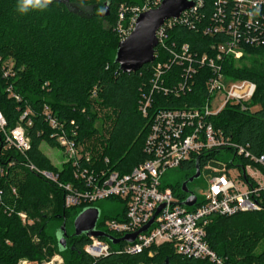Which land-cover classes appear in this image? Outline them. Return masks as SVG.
<instances>
[{
    "label": "trees",
    "instance_id": "1",
    "mask_svg": "<svg viewBox=\"0 0 264 264\" xmlns=\"http://www.w3.org/2000/svg\"><path fill=\"white\" fill-rule=\"evenodd\" d=\"M144 2L52 0L43 10L21 14L18 0H0V112L7 120L8 129L15 128L27 110L33 113L30 117L33 125L27 128L31 149L25 156L5 150L0 133V166H10L9 172L0 178V191L6 204L0 206V264H18L21 260L42 264L56 253L64 258L65 264H214L183 257L170 244L152 246L137 256L118 254L125 244L113 245L107 239L102 240L110 245L109 256L91 258L85 252L90 240L74 236L76 208L66 209L63 192L27 166L31 163L39 171H58L40 150L42 143L57 147L51 138L53 131L43 116L45 106L50 107L68 133L76 130L79 141L92 142L91 156L108 159L112 169L128 172L147 159L143 147L148 120L140 113L138 103L140 91L153 77V68L146 66L137 73L125 74L115 64L120 43L116 28L119 14L123 10L127 20L130 10ZM106 4L110 15L101 18L99 14ZM212 10V0H204L200 14L208 16L203 22ZM170 39L177 46L189 44L200 53L210 41L200 30L181 26L170 33ZM246 50L252 55L250 66L238 67L233 59H227L223 70L231 80L254 83L256 92L247 103V110L228 105L213 123L232 143L248 146L251 154L260 157L264 155V46ZM8 64L11 74L5 77ZM10 87L21 98L20 102L10 97L7 92ZM94 91L96 98H92ZM204 97L203 87L199 85L178 104L187 102L194 106ZM160 100L158 97L157 101ZM226 152L234 154L230 150ZM239 161L243 166L246 164ZM197 162L202 169V157L185 162L178 169L185 175L180 183L171 185L177 196L186 198L182 184L195 174ZM13 188L17 195H13ZM107 202L115 204L116 200ZM21 212L33 221L30 226L22 224L17 215ZM119 218L114 212L109 217ZM57 225H65L70 244L67 248L61 247L57 239L61 229ZM98 226L102 227V223ZM263 240L264 210L232 217L214 216L206 227L208 245L228 264H264V251L255 253Z\"/></svg>",
    "mask_w": 264,
    "mask_h": 264
},
{
    "label": "built area",
    "instance_id": "2",
    "mask_svg": "<svg viewBox=\"0 0 264 264\" xmlns=\"http://www.w3.org/2000/svg\"><path fill=\"white\" fill-rule=\"evenodd\" d=\"M190 1L194 3L190 10L183 12L179 19L166 21L157 31L155 61L148 65L153 68V77L140 91L139 111L148 120L143 147L147 159L128 172L112 169L108 159L91 156L85 144L78 140L76 130L68 133L50 107L45 106L43 116L53 131L51 138L64 151L65 162L57 172L39 171L31 163L27 166L63 192L66 209L116 200L114 213L120 218L103 221L102 227L97 228L110 236L114 234L116 239L137 233L153 220L133 244L120 243L125 246L118 254L137 256L152 246L170 244L183 257L228 264L208 245L206 227L214 216L232 217L264 210V155L257 157L250 153L248 146L232 143L222 130L215 128L213 119L228 105L247 110V103L256 92L254 83L231 80L223 67L225 60L238 58L247 48L264 46V0H212L213 10L205 22L208 14H200L204 0ZM161 2L145 0L142 6L130 10L127 20L122 10L116 27L120 42L132 34L140 14L157 8ZM199 20H202L201 26ZM178 26L200 30L209 38L204 52L193 50L186 43L177 46L171 42L170 33ZM10 74L8 64L4 76ZM199 85L205 92L202 101L198 99L194 106L187 102L178 104ZM7 92L17 102L21 101L12 87ZM96 96L94 91L92 98ZM158 97L161 102L157 101ZM32 115L27 110L20 123L8 129L7 120L0 112L5 150H15L24 156L30 151L27 128L33 125ZM227 150L234 153L230 161L225 159ZM213 152L216 154L212 155ZM221 155L224 160L221 175L209 180L208 190L201 200L195 195L196 203L192 207L183 204L189 194L186 198L177 196L171 186L163 183L168 171L178 170L185 162L202 157V172L210 161L219 162ZM237 160L246 164L243 166L239 161L240 166L235 170ZM9 168L0 166V178ZM12 193L17 195L15 188ZM2 195L0 191V206L6 207ZM17 215L23 225H31L32 220L26 213ZM89 240L85 252L91 258L109 256L110 245L106 241L95 237ZM29 262L21 260L18 264ZM42 264H64V259L57 254Z\"/></svg>",
    "mask_w": 264,
    "mask_h": 264
},
{
    "label": "water",
    "instance_id": "3",
    "mask_svg": "<svg viewBox=\"0 0 264 264\" xmlns=\"http://www.w3.org/2000/svg\"><path fill=\"white\" fill-rule=\"evenodd\" d=\"M193 6L194 3L190 0H163L157 8L140 14L132 34L118 44L115 64L119 66V70L125 74H133L152 64L155 61V50L158 45L156 33L159 28L168 20L179 19L183 12L190 10ZM109 15V6L106 4L99 16L101 18H107ZM200 177L201 167L199 162H197L195 174L182 184V191L185 194H189V197L183 203L187 207H192L196 203V196L192 192H189L188 184L193 183ZM162 208L163 206L159 211ZM99 217L100 212L98 208H86L74 220V236L78 238L85 236L88 239L92 237L107 239L113 245L120 243L133 244L137 236L145 232L153 223L152 220L137 233L116 239L97 229ZM60 232V245L64 247L68 236L65 225H62Z\"/></svg>",
    "mask_w": 264,
    "mask_h": 264
},
{
    "label": "rangeland",
    "instance_id": "4",
    "mask_svg": "<svg viewBox=\"0 0 264 264\" xmlns=\"http://www.w3.org/2000/svg\"><path fill=\"white\" fill-rule=\"evenodd\" d=\"M233 60L238 67H242L245 65L250 66V63L252 60V55L250 53H248V50H244L243 52H241V56H239L238 58H235ZM256 109L257 108H254L253 110H256ZM84 144H85L86 151H88L90 153L93 152V150H92L93 149L92 148L93 143L92 142L86 141ZM40 150L49 159L51 164L54 165L56 168H58V170H59L60 166L65 162L64 151L59 147H53V146L48 145L47 143H42L40 145ZM224 154L227 155V153H224ZM224 154H222V155H224ZM222 155L220 156V158H218L219 162L212 160L209 163H207L205 166V169L202 170V172H201V177L199 179H197L195 182L189 184L191 192L194 195H196L199 200H201L202 194L208 190L209 180L211 178L218 177L221 175V170L224 169L223 164H222V163H224V162H222L224 160H222V158H221ZM225 159L230 161L232 159V154H228ZM227 160H225V161H227ZM239 166H240V162H239V160H237L234 164L233 169L237 170V168H239ZM184 175H185L184 171H179V170L168 171L163 178V183H165L169 186H171V185L175 186L176 184H178L182 181V178L184 177ZM91 207L98 208V210L100 212L98 224L102 223L103 221L109 220L110 215H112L116 209L115 204H113L111 202L97 203ZM85 209L86 208L77 207L75 209L76 217L79 214H81ZM73 217H71L70 221L73 219ZM32 223H33V221H31V224ZM73 223H74V221H73ZM59 227L61 228L62 226L57 225V228H59ZM97 228L99 229V226ZM73 229H74V227H73ZM60 237H61V233L58 232V238L57 239L60 240ZM34 241H39V239L34 238ZM66 242H67V239H66ZM69 245L70 244L68 243V247H69ZM263 251H264V240L259 244L255 253L260 254ZM57 254L58 253L54 254L50 259L55 258ZM28 264H39V263L38 262H29ZM64 264H65V262H64Z\"/></svg>",
    "mask_w": 264,
    "mask_h": 264
},
{
    "label": "clouds",
    "instance_id": "5",
    "mask_svg": "<svg viewBox=\"0 0 264 264\" xmlns=\"http://www.w3.org/2000/svg\"><path fill=\"white\" fill-rule=\"evenodd\" d=\"M52 0H18V11L21 14L27 13L29 10H43Z\"/></svg>",
    "mask_w": 264,
    "mask_h": 264
},
{
    "label": "flooded vegetation",
    "instance_id": "6",
    "mask_svg": "<svg viewBox=\"0 0 264 264\" xmlns=\"http://www.w3.org/2000/svg\"><path fill=\"white\" fill-rule=\"evenodd\" d=\"M188 190H189V192H191V190H190V186H189V184H188ZM60 239H61V237H60ZM59 241V243H60V240H58ZM69 241V238H68V236H67V242ZM66 242V244H65V246L63 247V248H67L68 247V243ZM72 249H74V247H72Z\"/></svg>",
    "mask_w": 264,
    "mask_h": 264
}]
</instances>
